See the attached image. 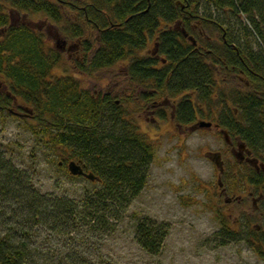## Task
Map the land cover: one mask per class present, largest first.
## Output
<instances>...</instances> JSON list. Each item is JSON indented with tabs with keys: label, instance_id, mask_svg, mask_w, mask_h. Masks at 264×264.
Segmentation results:
<instances>
[{
	"label": "trees",
	"instance_id": "trees-1",
	"mask_svg": "<svg viewBox=\"0 0 264 264\" xmlns=\"http://www.w3.org/2000/svg\"><path fill=\"white\" fill-rule=\"evenodd\" d=\"M211 9L219 16L212 17ZM67 11H76L78 19ZM44 20L45 30L76 42L79 58L65 59L61 49L50 45L37 26ZM194 20L223 33L226 43H212V35L195 32ZM223 62L264 77V0H0V120L13 104L23 102L33 115L28 124L33 135L62 165L71 160L86 165L100 185L80 199L43 195L28 183L21 187L22 171L4 168L0 161V198L10 197L21 207L18 234L1 237L11 240L0 243V264H108L73 252L50 258L29 242L43 231L74 239L76 233L90 238L113 230L110 220L142 190L153 157L152 143L139 128L142 115L131 112L133 103L140 105L135 112L149 109L152 117L163 119L177 99L176 123L192 124L196 116L214 121L264 163L263 96L253 86L227 90L233 81L221 71ZM118 63L124 92L84 90L82 77ZM252 72H245L248 83L264 87ZM127 91L135 93L128 98ZM247 177L263 190L258 205L264 219L262 176L251 169ZM221 231L238 235L224 223ZM252 231L257 242L264 238ZM136 232L148 254L158 253L167 234L166 227L148 219L137 223ZM258 250L262 253L261 246Z\"/></svg>",
	"mask_w": 264,
	"mask_h": 264
},
{
	"label": "rangeland",
	"instance_id": "rangeland-1",
	"mask_svg": "<svg viewBox=\"0 0 264 264\" xmlns=\"http://www.w3.org/2000/svg\"><path fill=\"white\" fill-rule=\"evenodd\" d=\"M67 12L74 18L78 17L76 11ZM210 12L212 17L219 16L213 9ZM38 22H42L37 26L45 32L50 45L59 46L65 59L73 61L79 58V47H74L75 41H67L60 32L53 33L57 30H45V20ZM191 23L195 32L212 35V43H219L221 38L217 30L212 32L197 20ZM152 45L149 44L150 49ZM253 47L259 50L257 45ZM122 67L118 63L84 76L82 87L96 93L110 91L113 96L116 92H124L126 81ZM243 83L236 80L227 90L240 88L244 91ZM133 93L127 91V97ZM176 100H172V111ZM23 105L27 106L19 101L11 108L26 113ZM139 106L133 103V111L130 110L135 115H142L139 128L152 143L153 157L142 190L116 220H110L113 230L110 233L98 231L90 238L72 233L74 239L43 231L31 238V248H40V251L49 253L50 258L55 254L59 258L73 252L82 258L100 259L108 264H264V238L257 242L251 235L252 229L264 234L262 210L257 201L253 203L260 191L247 179L251 173L250 166L233 157L220 128L190 130L191 124H176L170 116V107L166 108L165 117L160 119L152 117L149 109L135 112ZM200 119L196 116L195 122ZM28 124H33L31 119L11 113H6L0 120V161L6 163L4 168L22 171L18 176L21 187L28 183L40 194L72 199H80L85 192L99 189L98 182L83 175L73 176L66 167L57 166L61 159L49 151L39 136L33 135ZM230 140L237 147L236 141ZM213 152L221 154L224 168L221 177L216 166L206 157L207 153ZM5 198H0V237L7 229L11 234L14 229L13 234L17 235L15 223L20 221L17 210L21 207L13 206L10 197ZM143 219L161 228L166 227L167 234L157 254H148L138 245L136 228ZM223 223L238 235L226 236L221 231ZM51 262L55 264L56 260Z\"/></svg>",
	"mask_w": 264,
	"mask_h": 264
},
{
	"label": "flooded vegetation",
	"instance_id": "flooded-vegetation-1",
	"mask_svg": "<svg viewBox=\"0 0 264 264\" xmlns=\"http://www.w3.org/2000/svg\"><path fill=\"white\" fill-rule=\"evenodd\" d=\"M220 35V40H223L222 42L225 41V35L223 33H218ZM226 42H224L225 44ZM234 49L237 48L235 45H231ZM224 63V62H223ZM225 64V69L224 70H221L223 72V74H229L228 77L226 78H230V80H232L233 82L238 80V81H243L244 83V86L245 87H250L252 88V86L254 87V91L255 93H257V95L260 97V96H263V100H264V87L260 85L259 82L257 86L252 85L250 83H248V81L246 80L247 77H246V73L245 72H252L250 71V69H247L246 67H242V68H238L237 70L234 68V66L228 68L226 63ZM237 68V67H236ZM219 71V70H217ZM253 73V76L257 79V80H261L262 82H264V77L258 75L256 72H252ZM230 82V81H228ZM264 103V102H263ZM18 105V104H17ZM19 107L22 108L21 105H18ZM25 106L23 105V108ZM26 113L25 112H16V111H13V112H10V110L8 109L7 110V113H11V114H15V115H18V116H25L29 119H31L33 117V115H30L31 114V110L28 109V107L26 106ZM177 124V123H176ZM215 127L218 128L219 126H217V124H215ZM220 132H222V130L220 129ZM224 140L225 142H227V146L230 147V151L231 153L233 154V157H235V159L243 164H247L248 166H250L251 169H253L257 174H260V176H262V179H263V187H264V171L262 170L261 166L260 165H264V163L256 160L252 155V151L249 150V148L247 146H245L246 144L242 142V140H240L239 137L236 138V143H237V146L240 145V142L243 144V148L240 149V151L237 149V147L234 145V142L232 140H230V138L232 139V137L230 135L226 136L224 135ZM227 137V138H226ZM234 138V137H233ZM220 158H218V161L221 160V156H218ZM213 158H216L217 159V156L215 155ZM62 165V164H61ZM221 165L223 166V162H221ZM63 166V165H62ZM84 167V171L85 172H88L90 171L86 165H83ZM248 179V177H247ZM250 180V179H249ZM251 181V180H250ZM252 183V182H251ZM254 185V184H253ZM255 187V185H254ZM256 188V187H255ZM257 189V188H256ZM258 191H260V193L258 194V198L257 199H253V203L257 201V204L260 202V200L263 198V190L262 189H257ZM9 230V229H7ZM6 230V234H9V232ZM17 232V231H16ZM12 234H13V231H12ZM10 234V235H12ZM14 235V234H13ZM4 241L3 243H8L10 242V238H1L0 237V243L1 241Z\"/></svg>",
	"mask_w": 264,
	"mask_h": 264
},
{
	"label": "water",
	"instance_id": "water-1",
	"mask_svg": "<svg viewBox=\"0 0 264 264\" xmlns=\"http://www.w3.org/2000/svg\"><path fill=\"white\" fill-rule=\"evenodd\" d=\"M176 4H178V2H175ZM195 43V42H194ZM59 49H61L59 46H58ZM10 112H13L11 109H10ZM211 123L210 122H207V121H199L195 124V126L192 127V130H197V129H202V128H209L211 127ZM243 146L242 145H239V149H242ZM216 155V154H215ZM208 158H212V160H214L215 164L217 165V167L220 168V163L218 162V160L216 158H213L212 155H209ZM62 162L58 163V165H61ZM262 170L264 171V165H260ZM67 169H68V172L73 175V176H82L89 179L90 181H95L97 180V177L92 174V172H85L84 171V167L82 166V164L80 162H75V161H69L67 163ZM220 170L222 171V169L220 168Z\"/></svg>",
	"mask_w": 264,
	"mask_h": 264
}]
</instances>
